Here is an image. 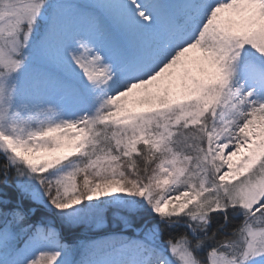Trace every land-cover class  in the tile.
<instances>
[{"label":"snow or ice","instance_id":"6c2138e0","mask_svg":"<svg viewBox=\"0 0 264 264\" xmlns=\"http://www.w3.org/2000/svg\"><path fill=\"white\" fill-rule=\"evenodd\" d=\"M0 264H264V0H0Z\"/></svg>","mask_w":264,"mask_h":264}]
</instances>
